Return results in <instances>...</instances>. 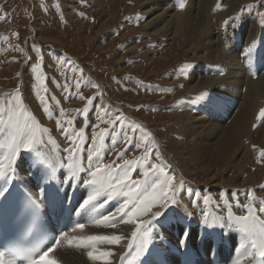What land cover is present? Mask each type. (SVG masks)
Here are the masks:
<instances>
[{
    "label": "rangeland",
    "instance_id": "374dc122",
    "mask_svg": "<svg viewBox=\"0 0 264 264\" xmlns=\"http://www.w3.org/2000/svg\"><path fill=\"white\" fill-rule=\"evenodd\" d=\"M192 1L184 0L185 10L191 8L197 0ZM168 3L178 11L181 0L178 4H175V0H169ZM253 3H255V7L249 12H245V18H251L261 7H264V0H253L251 4L254 5ZM238 4L242 3L238 2ZM144 5H146L145 0H0V14L7 16L6 20H0V110L15 107L22 101V106L27 109L25 115L35 117L33 112L38 107L43 111L45 120L53 121V123H49L38 117L35 118L40 127L48 130L42 136V140L46 142V145L55 147L51 139L52 129H55L54 132L57 131L58 136H62L61 139L59 138L62 141L61 144L64 147L66 146L61 151V154L64 155L63 160L59 163L54 161L50 163L51 156L45 151L46 146L37 145L44 153L47 169L51 173L50 181H54L53 183L57 180H64L65 172L68 171L66 168H62L61 165L67 161L65 149L72 147V141L61 135V129L57 127L56 123L60 121L63 124L67 120L75 121L74 128L77 132L81 129L84 130L85 137L79 143L80 150L83 146L87 149L80 151V154L85 152L86 155L85 159L81 161L83 167H87L88 150L103 145L101 155L104 156L105 164L118 162L119 166L125 160H128L140 162L141 168L149 164L162 165L166 172L175 177L174 185L176 186L177 199V190L181 181L184 180L193 184L195 190L202 182H210L209 175H212V173H208L206 169L196 165L191 166L190 172L184 169V160L177 154V147L179 141H181L177 135L179 128L177 121L181 120L184 113L183 108L188 109V112L192 111L197 116L205 115V109L202 108V105L199 106L196 94L203 95L204 93L213 94L217 92L226 96L229 95L230 98L233 97L231 100L237 103L238 99L235 96L223 92V90L234 91L236 89L231 85H227L224 81H220L219 85L212 86L207 90L204 87L213 84L205 85L201 92L193 93L194 96L191 99L188 93V85L183 81V76H190V74L185 72L183 68L190 66L191 68L197 67V71L201 70L200 67L204 65V62L199 61L200 54L206 53L207 50L201 52L189 51L188 47L191 46V42L187 44L180 35L171 40H161L159 39V32L155 33L156 26H153L151 30H148V27L144 30V25H149L148 21L154 16L149 11L144 12L146 10ZM176 10H173V12L177 13ZM219 10L220 12L223 11L222 7ZM179 11L184 12L181 9ZM167 12L169 13V11ZM173 12L170 14H173ZM238 14L243 13L238 12L234 16V21H237V24L235 22L233 28L229 26L228 30L234 29L235 26L236 32L241 36L239 40L241 41L239 47L241 49L247 41V27L244 29L245 24L240 21ZM263 14L264 8L260 18L263 17ZM173 15L176 18L175 14ZM244 15L241 16V19ZM179 21L181 22V20ZM160 24H164V21ZM147 32H151V34H147ZM227 34L230 37L231 33L227 32ZM256 35L254 46H257L259 39L264 43L262 41L264 35L260 37L259 31L254 35V38ZM223 42H226V38L223 39ZM238 45L235 47L228 43L227 46L223 45L224 55L237 53L239 59L240 54L243 52L242 49L235 50ZM251 56L253 58H250L251 64L249 66H252L256 59L254 54ZM41 57H43V60H41ZM222 63V60H213L209 66L215 67L216 69L213 70L216 72L211 71L209 76H214V73H216L220 77H227L228 68L226 65V67L223 66ZM246 65L245 63V68ZM187 69L189 71V68ZM218 69H221V71ZM178 70L179 72L176 75L175 73ZM205 76L208 75L201 73L197 74L196 78L203 79L202 77ZM256 79L251 77V80ZM77 81L80 82L78 87L76 86ZM65 85H67V90L64 87ZM92 85H98L99 87H93ZM179 85H183V87ZM45 88L48 90L47 95L44 91ZM28 89L32 90L30 94L35 105L28 98ZM17 90H19V97L15 95ZM238 92L240 94L244 93L242 90H238ZM69 96L72 98H68ZM78 96H83L84 99H79ZM9 99L12 100L11 105L7 103ZM182 101L183 104L177 106ZM217 101H221V99ZM49 104L51 107H55V114H53L56 118L53 115L50 116ZM33 105L36 107L34 108ZM85 108H87L86 112L84 111ZM45 109H48V111H45ZM60 109L63 110L64 115H61ZM16 110L19 111L20 109L17 108ZM104 110L109 111L107 117L102 120L100 117L104 116ZM211 110L213 108H209L207 111ZM230 115L231 113H229ZM230 117H233V113ZM230 117L220 118L221 123L218 124L227 125ZM262 118L264 119V117ZM113 121H116L115 125H113ZM137 125L143 131H138L133 136V132L129 129H133ZM113 127H115V132H111L110 136L98 140L95 145L92 143V138L97 137L101 130H110ZM209 127L215 131L221 129V127L214 125H209ZM259 127L260 125L257 124L254 130ZM72 128L73 126H69L67 130L72 131ZM121 128L129 130L128 135L133 137V145L130 146L121 142L116 148H113L111 144L116 140H121V137L116 136ZM250 129L251 124L248 130L250 131ZM182 132L184 136L190 139L195 138L193 129H182ZM2 137L4 136H0V139ZM37 137L41 138L39 133H37ZM217 138V135L213 134V141ZM48 140L49 142H47ZM57 142H59L58 139ZM136 142H139V147L135 146ZM104 146L109 147V149L104 150ZM145 146L149 150V159L142 161L141 157L145 155ZM159 146L167 153L164 159L168 160L167 162L172 161L171 163L177 166V174L172 171V166L169 169V166H165L160 162L158 156ZM125 148L129 150L122 159L117 160V154L124 152ZM262 151H264V138L260 142L258 141L257 153ZM153 152H156V154L152 155ZM24 154L27 155L29 152H22L21 157ZM2 157L3 154L0 152V158ZM258 157V160H262L261 163L264 164V159H261L260 154ZM54 165H57L62 173L57 175L53 168ZM254 166L245 161L243 168L247 167L251 173L256 168ZM238 173V169L232 171L229 176L232 183H234ZM255 176L259 177L260 183L254 182L246 185L247 187L242 192L244 196L240 194L236 196L240 200L239 205H242V201L244 205H250L252 202V212L259 215L258 206L264 205V194L260 195L259 198L255 196L252 198L250 194V198L247 196L249 193L247 189L253 191L258 184L264 182V165L261 172ZM85 178L83 175L78 174L76 180H85ZM133 178L143 179L142 176L136 173H133ZM256 179L258 178L256 177ZM54 186L57 191L61 189V187ZM259 191L264 193V188ZM214 196L215 198L221 197L218 191H214ZM195 197L196 204H200L198 200L203 198H200L199 195ZM222 198L223 202L219 206H213L211 204L212 200L208 201V199L206 203L212 209L210 212H213L214 215L220 213L223 218L225 213L230 212L228 207H231L233 202L227 201L224 196ZM173 208L174 206H170L165 209L159 220L163 221L172 215ZM221 208H224L223 215ZM232 208H235L234 204ZM243 208V206H239L233 213L241 212L237 213L236 216L246 214ZM214 209L217 210L215 213ZM156 210H159L158 207L152 209L153 212ZM205 210L204 206L203 213ZM208 210L205 213L208 214ZM177 215L183 216L180 211ZM191 216H193V212ZM205 216L206 214H204ZM142 217H138V220H142ZM199 218H201V215ZM193 220L191 218V221ZM224 224L228 223L220 224L216 234V236L220 235L221 239L229 238V244H225L221 240V243L225 244L223 246L227 247L235 243L238 246L237 248H241V245L246 242L241 238L242 236L235 235L236 227L229 226V224L228 228V226H222ZM76 231L75 228L72 234ZM82 244L80 243V245Z\"/></svg>",
    "mask_w": 264,
    "mask_h": 264
},
{
    "label": "bare ground",
    "instance_id": "6f19581e",
    "mask_svg": "<svg viewBox=\"0 0 264 264\" xmlns=\"http://www.w3.org/2000/svg\"><path fill=\"white\" fill-rule=\"evenodd\" d=\"M252 1L253 0H197L191 8H186V10H183L184 12H180V9L177 11L175 8L169 5V0H145L146 5H144V8L146 10L144 12L147 13V11H149L151 12V15L154 16L148 21L149 25H144V30H146L147 27L148 30H151L153 26H156L155 33L159 32V39L161 40H171L172 38L176 36L179 37L180 35L187 44L191 42V46L188 47L189 51L196 50L198 52H201L207 50L206 53L200 54L201 56L199 58L200 62H204V67H208L209 65H211V62L213 60H222L223 66H227V77H220L216 73H214V76L208 75L202 77L203 79L196 78L197 74H201L200 70H196L197 67L191 68L190 66H186L183 68V70L189 73L190 76L184 75L183 81L188 85V93L191 99L192 96H194L193 93L201 92V89L207 84L213 85L205 86V90L209 89L212 86L219 85L220 81H224L227 85L235 87L236 90L234 91L223 90V92H226L227 94L229 93L235 96L236 99H238L236 105L230 111L231 115L233 113V117L231 118V115L228 116L230 117V120L227 125L218 124L221 123L220 118L217 115L218 109L228 108L226 102H235L231 100V98L233 97L230 98L229 95L226 96L217 92H214L213 94L204 93L203 95L196 94L197 102L200 104L197 105H199L200 107L201 105L203 106L202 108L205 109V115L197 116L192 111L189 110L190 112H188V109L183 108L182 111L184 113L181 116V120L177 121V124L179 126L177 135L181 140L179 141V146L177 147V154L179 155V157H181V159L183 158V167L189 172L191 166L196 165L197 167L206 169L208 173H212V175H209L210 182H202L199 186H197L198 189H196V191L193 188V184L183 180V188H181L179 185L177 190L179 205H182L183 207L179 205L174 206L171 212L173 214L168 216L163 221H159L157 219L156 221H152L150 225L146 224L140 229L135 239H133L131 235V233L136 230L135 224L120 223L117 224L116 227H110L104 224L95 223V221L100 216L114 212L122 202V197L113 199L103 209L94 211H92L91 207L84 209L82 218L78 221V223H83L85 227L83 229L76 227L77 231L74 234L66 232L65 235L59 240V244L56 245L55 249H53L52 252H50V254L53 255V258L57 260L59 264H141L139 260H146V255L149 257L152 264H166L164 260L158 259V254L160 252L164 254H167L168 252L167 246L163 243L164 240H168L173 245L181 248L180 240L186 236V247L188 244H192L195 247H198L201 244L203 238L207 236L209 239L208 244L213 245L214 236H216L218 229L220 228V224L226 222L228 223L227 217L230 213L234 216H236L237 213H241H233L239 208L238 203L240 200L236 195L240 194L241 196H244L242 195V192L244 188L247 187L246 185L253 184L254 182L260 183L259 177L255 175L261 172V169L264 165L261 163L262 160H258V156L260 153H257L258 141L260 142L264 138V119L260 115L261 111L264 110V62L262 61V54L264 50L262 49V47L258 49V45H264V43H262L259 39L257 46H254L257 38V35L255 36V38L254 35L257 34L258 31L260 37L264 35V14L262 15L263 17L260 18V14L262 13L263 9V7H261L259 11L251 18H245V12H249L253 7H255V5L251 4ZM238 2H241L242 4H238ZM157 7H159V9H157ZM220 7H222L223 9V11L221 12L219 10ZM239 8L240 10L238 11ZM173 10H176L177 13L173 12ZM167 11H169V13ZM185 11H187V13H185ZM171 12L175 14L176 18L173 14H170ZM238 12L243 13L240 15L238 14L239 19L243 22V24H245L244 29H246L247 27V41L244 47L241 48L243 52L241 53V55L248 59L244 61L243 59L239 61V55L237 56V53L224 55L225 50H223L222 48L223 45L227 46V39L229 38L227 36V32H230L232 35L236 31L235 26L234 29L231 28H233L235 22L237 24V21H234V16ZM242 15H244L243 19H241ZM177 18L181 20V22ZM162 21H164V24H160ZM211 21L213 22V24ZM225 21H228V23L226 24ZM229 26L231 27V30H228ZM147 34H151V32H147ZM224 38H226V42H223ZM257 49L259 54V58L257 57L258 67L259 70H263L260 76L258 75L256 80H251L254 64L252 66H249V64H251L250 58L252 57L251 55H253L257 51ZM245 63L247 64L246 68ZM203 66L200 68L202 69ZM187 68H189V71ZM218 70L221 71V69ZM178 72L179 70L176 71L175 74L177 75ZM213 72L216 71L213 70ZM238 90H242L244 93L240 94ZM28 91V98L32 100L33 98L30 94V91L32 90L28 89ZM218 99H221V101H217ZM31 102L35 105L33 100ZM181 104H183V101L181 103H178L177 106ZM49 107L50 116L53 115L55 117V107H51L50 104ZM209 108H213V110L207 111ZM36 109H34L33 112L35 116L34 118L38 117L44 122L47 121L49 123H53L52 120H45L44 113L41 108L38 109V107H36ZM250 124L251 129L249 131L248 129ZM257 124H259L260 127L254 130L257 127ZM209 125L221 127V129L219 131L211 130ZM182 129H193L195 138L192 137L190 139L189 137L184 136ZM54 131L55 129H52L51 139L55 147H53L52 145H46L45 141H43L42 145L46 146L45 151L51 156L50 163H52L53 161L59 163L64 158V155L61 154V151L66 146L64 147V145L61 144L62 141L59 140V138L61 139L62 136H58L57 131ZM213 134H216L218 137L214 141L212 139ZM57 139L59 142H57ZM4 140L5 137H2L0 139V143H3ZM47 142H49V140ZM104 148V150L109 149V147L105 146ZM83 150L87 149L83 146L80 151ZM80 151L79 156L82 161L85 159L86 155L84 154L85 152H83V154H80ZM0 152L3 154V157L0 158V161L6 163L4 157L5 155H7V149L0 148ZM158 152L160 162H162L165 166H169V169L172 166V171L174 173L176 172L177 174V166L171 163L172 161L167 162L168 160L166 161L164 159L167 153L162 150L161 146H159ZM37 159L43 162L41 167L45 171H49L47 169L46 158L41 149L38 152L29 153L27 155L24 154L22 157H19L17 162V178L22 180V184L26 185L30 190L38 191H47L50 187L56 185L59 188L61 187L60 190H66L67 192L69 191L70 186H73L76 188L79 202L83 203V201L88 197L91 191L90 187L85 184L83 179H73L68 183H62L63 180H57L55 183H46L41 178V172L37 171L35 167H33L32 170H29V164L33 163ZM245 161L255 165L254 167L256 168L253 172L250 173L247 167L243 168ZM116 163L118 165V162ZM53 168L57 175L62 173L57 165H54ZM235 169H238L239 173L235 178L234 183H232L229 176ZM256 177L258 179H256ZM47 180L50 181V176L47 177ZM261 188H264V182L258 184L253 191L247 189L249 192L247 196L250 197L249 195L251 194L252 198L254 196L256 198H259L260 195L264 194L260 193L259 190ZM214 191H218L221 197L215 198ZM197 195H199L200 198H203L198 200V203H200L198 205L195 201V196ZM206 196H208V201L212 200L211 204L213 206H219L223 202L222 196H224L227 201L229 200L233 202L235 208H232L233 204L231 205V207H228V210L230 212L225 213L223 218L221 217L220 213L214 215L213 212H210L212 209H210L209 205H207L206 203L207 199H204V197ZM103 199L104 197L100 198L101 201ZM193 201H195V203H193ZM241 204L242 205L240 206H244L243 201L241 202ZM204 206L206 210L209 209L207 211L208 214L205 213L206 210L203 213ZM179 211L183 216H176ZM213 211L215 213L217 210L214 209ZM221 211L223 215L224 208H221ZM192 212L194 216L193 221H191V218L188 215ZM204 214H206L205 217ZM200 215L201 218H199ZM260 218L264 219V215H260ZM125 219H127V217H125ZM151 219L152 218L150 214L142 217V220L144 221H150ZM229 226L236 227L235 225L231 224ZM145 229L148 230V235L146 242L143 244V250H141V242L144 239ZM113 234L122 236L121 243L119 245H88L87 243H83L82 245H80V243H82V241H85L88 236ZM70 240L71 242H73L72 245L68 242ZM129 243L133 245L131 249L128 248ZM225 244L221 243L218 250L221 256L222 263L236 264L237 258L231 260L233 250L230 248V246L226 245L227 247H224L223 245ZM239 249H241V254L238 258H241L243 249L242 247H239ZM107 251H111L113 255L104 256L103 253ZM154 251L157 252V258L155 257ZM89 252L93 253L92 257L88 256ZM178 257L181 258L180 253L178 254ZM254 257L241 258L240 264H248Z\"/></svg>",
    "mask_w": 264,
    "mask_h": 264
},
{
    "label": "snow or ice",
    "instance_id": "6c2138e0",
    "mask_svg": "<svg viewBox=\"0 0 264 264\" xmlns=\"http://www.w3.org/2000/svg\"><path fill=\"white\" fill-rule=\"evenodd\" d=\"M184 8V4L179 5ZM219 7V6H218ZM7 16L0 14V20H6ZM227 24L228 21H225ZM43 60V57H41ZM63 63V62H62ZM39 67V65H38ZM77 81V87L79 86ZM59 86V85H58ZM93 87H99L98 85H92ZM183 87V85H179ZM67 90V85L64 86ZM47 95V89H44ZM19 97V90L15 94ZM68 98H72L69 96ZM79 99H84L83 96H78ZM9 105L12 104V100L9 99L7 102ZM20 110L17 111L16 109ZM48 111V109H45ZM87 111V108L84 110ZM104 110V116L100 117L102 120L107 117V112ZM61 115H64L62 109H60ZM27 109L22 106V101L15 107H8L0 110V136H4L5 140L0 143V148L7 149V155L4 160L0 161V198H7V194L10 192L11 187L16 182L18 175V159L22 152H38L40 149L37 145L43 143L42 136L48 130L39 126L35 121V118L31 115H25ZM260 115L264 117V110L261 111ZM57 127L61 129L62 135L65 139L72 141V147L65 149L67 153V161L61 165L62 168H66L68 171L65 172V179L62 183H68L69 181L76 179L77 175H83L85 178L84 182L91 189L88 197L81 204L80 211L91 207L92 211L103 209L108 203L117 197H122L123 200L120 205L115 209L114 212L104 214L100 216L95 223L104 224L110 227H116L117 224H135L136 230L131 233L133 239L137 237L138 232L146 224L150 225L152 221H156L164 213L165 209L170 206H178L179 201L177 199L176 186L174 185L175 177L166 172L164 167L159 164H149L141 168L140 162H133L125 160L122 165H117L116 162L111 164L104 163V156L101 155L102 147H93L87 152V167L81 165V158L79 156V143L80 140L84 139L85 133L81 129L77 132L74 128L75 121L67 120L63 124L57 121ZM116 121H113V125ZM73 126L72 131H68V127ZM133 132V136L138 131L143 129L137 125L133 129H129ZM121 128L116 136L121 137V140L113 142L112 147L116 148L119 143L123 142L128 145H133V137L128 135V131ZM111 132H115V127L110 130H101L97 137L92 138V143L95 145L98 140L110 136ZM37 133L40 134L41 138L37 137ZM79 138V139H76ZM135 146L139 147V142H136ZM128 148L124 149V152L117 154V160L122 159ZM145 155L141 157L142 161L149 159L148 147H144ZM153 152L152 155H155ZM261 159H264V151L260 153ZM42 161L39 159L29 164V170L33 167L37 171L41 172V178L46 183L54 182L48 181L47 177L50 176L49 171H45L41 165ZM133 173L142 176L143 179H134ZM184 181L180 182V187L183 188ZM43 191H40L39 195L27 194L26 206L38 215L40 205L42 204ZM104 197L101 201L100 198ZM204 199H208L204 197ZM195 203V201H193ZM183 207L182 205H179ZM238 206L239 203H238ZM158 207L159 210L153 212L152 209ZM245 215L234 216L231 213L227 217L228 224L222 226H228L229 224L235 225L237 230L242 234L243 239L246 243L241 245L243 251L241 258L257 257L259 264H264V219L260 218V215L252 212V205H244ZM151 215L150 221L138 220V217ZM259 214L264 215V205L259 207ZM191 216V213L188 214ZM127 217V219H125ZM76 227L83 229L85 225L79 223ZM63 235V233L61 234ZM148 230L145 229L144 239L141 242V250H143V244L146 242ZM122 236L113 235H92L88 236L82 243L92 244H108V245H119L121 243ZM59 239L55 240V244H59ZM187 237L185 236L180 240V247L186 249ZM71 244V241H69ZM133 245L128 244V248L131 249ZM53 249L49 247L42 254H39L36 258L28 260L27 264H57L55 259L49 258V253ZM93 253L89 252L88 256L92 257ZM104 256H111L113 253L107 251L103 253ZM237 258L236 264H240V259ZM0 264H8L5 259V252H0ZM11 264H15L12 261ZM185 264H192L191 259H187Z\"/></svg>",
    "mask_w": 264,
    "mask_h": 264
}]
</instances>
